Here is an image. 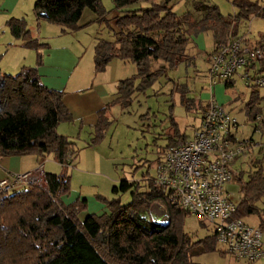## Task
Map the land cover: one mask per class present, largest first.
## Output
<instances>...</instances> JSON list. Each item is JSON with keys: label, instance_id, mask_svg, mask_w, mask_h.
Here are the masks:
<instances>
[{"label": "trees", "instance_id": "1", "mask_svg": "<svg viewBox=\"0 0 264 264\" xmlns=\"http://www.w3.org/2000/svg\"><path fill=\"white\" fill-rule=\"evenodd\" d=\"M112 1L119 14L115 16L112 39L98 38L94 45V71L103 72L117 58L134 63L136 73L118 82L114 96L98 112L89 146L97 144L109 128L111 108L128 107L136 92L143 91L167 68L176 66L187 53L193 35L212 32L216 50L230 39L239 38L242 21L252 15L264 18V5L250 0H235L238 11L228 16L201 0H188L190 8L182 14L173 10V0L150 1L138 8L129 6L140 0ZM86 8L96 14V21H108L101 0H35L33 12L36 19L43 18L67 32L79 28L78 21ZM6 25L25 47L36 49L37 64L22 67L16 74L0 68V157L52 155L57 162L68 165L78 149L57 132V126L71 121V115L63 103V91L45 86L38 73L39 49L47 44L31 37L24 19L10 18ZM258 44L264 45L261 41ZM251 70L255 75L262 74L264 59ZM225 85L231 86L228 82ZM262 100L258 89L251 88L244 104L249 120L262 111ZM182 102L187 111L203 107L200 102L196 108L191 98L184 97ZM186 137L176 130L168 146ZM258 147L263 151L264 142ZM252 151L248 148L241 156ZM249 166L248 170L234 172L240 193L235 216H256L257 225L264 228V205L258 204L264 197V165L256 157L250 159ZM44 177L46 187L27 183L12 190L0 189V264H197L195 256L215 249L214 233L195 240L183 231L187 213L162 190L154 188L151 180L148 189L142 191L135 182L121 180L112 192L129 191L128 203L99 196L105 210L81 219L78 215L87 209L86 200L66 203L62 199L69 192L70 176L46 172ZM151 203L165 211L163 224L151 223L144 216Z\"/></svg>", "mask_w": 264, "mask_h": 264}, {"label": "rangeland", "instance_id": "2", "mask_svg": "<svg viewBox=\"0 0 264 264\" xmlns=\"http://www.w3.org/2000/svg\"><path fill=\"white\" fill-rule=\"evenodd\" d=\"M149 1L159 2L161 0ZM201 1L206 5L216 6L225 16L233 15L238 11L233 3L235 0ZM250 1H258L260 5H264V0ZM101 3L108 11L106 23L96 21V14L88 8L85 9L78 21V29L81 30V37L84 38L83 53L79 55L81 60L87 59L86 40H89L95 33L103 39L110 40L113 37L112 30L115 28V16L118 12L114 10L112 0H101ZM32 4V0H0V26L3 24L2 28L4 29L3 22L5 20L2 14L7 12L5 8H14L15 12L26 14L27 21L31 20L32 18L29 16H32ZM171 5L177 14H182L190 8L188 0H173ZM3 29H0L1 71L16 74L22 67L36 66V49L23 46V42H14L15 40L10 38L12 36H10L9 28L4 29L5 33L1 31ZM27 29L30 31L31 37L38 42L41 34L45 41L42 40L40 43L47 42L49 44V48L40 47L39 50L42 54L44 51L47 52V49L53 48L49 60L65 67L71 64L74 54L73 47L71 48L72 54L56 47L59 43L54 39L58 37L55 36V31L60 29V26L51 23H38L33 19L29 21ZM71 31L73 30L62 34H69ZM238 34H245L251 44L264 42V18L250 16L248 20L240 23ZM262 36L263 39H261ZM213 46L212 32L206 31L193 35L184 56L187 59L179 60L178 65L167 68L143 91L136 92L128 107L114 106L111 109L108 113L111 124L103 138L96 144V150L83 148L79 151V147L76 148V150L78 149L77 153H81V156L85 155V158H83V166L72 167L71 165L66 172L70 176V189L65 195V198H69L68 201L73 202L75 196L82 193L86 196L87 208L100 213L101 209L98 205L102 207L105 204L99 196L106 199L119 198L121 203H128L131 200L129 191L113 194L112 187L118 185L121 180L135 182L140 191L148 189V184L156 172L157 164L168 147L170 136L176 130L186 136H191L193 126L198 122L196 112L200 108L194 110L195 107H192L191 111H187L182 102L183 98L194 99L196 108H198V103L201 102L204 105L210 98L206 58L209 57ZM41 57L43 62V55ZM128 65L134 67L133 72L136 73L135 64L128 62ZM110 71L111 68L107 70L106 75ZM234 81L232 87H226L224 82L215 84L212 94L217 103L223 104L229 109L232 108L231 110L237 116L240 123L238 137L240 139L251 137L257 143L250 155L241 156L234 164V169L238 172L250 169V159L256 157L264 165V149L260 151L258 147V144L264 142V138L259 132L253 130L254 124L247 118L244 111V104L249 97L251 88L245 87L238 75L234 77ZM258 90L261 95L264 94V89ZM260 107L264 108V100L261 101ZM65 126L68 127L69 124L61 122L58 130H64ZM41 177L44 178L43 175ZM233 179L226 184V189L230 193L231 199L238 202L240 193L235 174H233ZM19 187L18 185L16 188ZM43 187H46V184ZM258 204L264 205V197ZM144 215L150 220L156 221L157 225L165 222L164 210L157 204L148 208ZM244 220L253 226L257 225L256 216H249ZM183 231L197 240L212 235L213 227L197 216L186 214L183 218ZM193 260L197 264H264V257L254 262L235 259L226 253L224 246L219 243H215L214 250L197 255Z\"/></svg>", "mask_w": 264, "mask_h": 264}, {"label": "built area", "instance_id": "3", "mask_svg": "<svg viewBox=\"0 0 264 264\" xmlns=\"http://www.w3.org/2000/svg\"><path fill=\"white\" fill-rule=\"evenodd\" d=\"M262 59L264 45L249 46L240 38L230 39L210 53V98L196 112L198 122L191 136L178 138L167 147L151 179L152 186L162 190L185 213L211 224L216 242L224 246L226 253L247 262L264 257V228L235 216L237 202L231 199L226 184L234 180L235 159L257 143L252 138L238 137L237 116L216 102L212 88L239 74L245 87L264 89V74L255 75L251 70ZM252 123L253 130L264 138V108ZM34 181L30 172L11 174L0 180V189L12 190Z\"/></svg>", "mask_w": 264, "mask_h": 264}, {"label": "crops", "instance_id": "4", "mask_svg": "<svg viewBox=\"0 0 264 264\" xmlns=\"http://www.w3.org/2000/svg\"><path fill=\"white\" fill-rule=\"evenodd\" d=\"M32 2H33L32 16H29V18H32L31 20L34 19L38 23H42V24L49 23L43 18L36 19L33 12V5L35 0H32ZM149 2H150L149 0H140L139 2L129 6V8H138L142 6H147ZM5 11L7 12H4L2 14V17L5 20L3 22L4 29L8 28L6 23L10 18L24 19L28 27L29 21L31 20L27 21L26 19L27 16H25L26 14H21L22 12H15L14 8H5ZM2 26L3 24H1L0 29H3ZM4 29L1 31L5 33L6 31H4ZM60 31H61V27L60 29H57L55 31V36L58 37L54 39L57 40L59 43L56 47H59L60 50L64 49L68 51L70 54H72L71 48L73 47L74 54H73V59H71V64L65 67V66H61V64H58L57 62L55 63L54 61L49 60L50 56L52 55V49H53L52 47L49 50L47 49V52L44 51L43 54L39 50V52L43 55L44 58L42 62V57H41V65L38 66V73L40 75L41 81L45 86L52 89L63 91V103L71 115V121L68 122L65 121L69 124V126L68 127L65 126L63 127L64 130L59 131L58 130L60 127V123H59L57 126V132L59 134L66 136L69 140L74 142L75 147L76 148L79 147L78 148L79 151L81 149L83 150V148H88L89 150H96L97 145L95 144L89 146L88 142L93 136L94 126L96 125L98 119V112L114 96L118 82L121 79L128 78L134 75L135 73L133 72L134 67L128 65L129 61H123L114 58L108 63L106 69L103 72L96 73L94 71V65H93V48L95 43L97 42V39L99 38V34L95 33L93 36L90 37L89 40L88 39L86 40L88 46L86 48L87 51L85 50L87 52L86 53L87 59L81 60V57L79 55L83 53V48H84L83 47L84 38L81 37L82 34L81 30L80 29L73 30L70 32L71 34L70 33L62 34L63 32ZM10 36H12L10 38H13L15 40L14 42L16 43L23 42L22 39L15 38L12 34ZM237 37L242 39L249 46L260 45L258 44L259 42L251 44L248 38L245 36V34L243 35L238 34ZM38 40L39 42H42V40L45 41V39L41 36V34ZM43 43L47 44V46L44 47L49 48V44L47 42H43ZM261 43L264 44L263 41H261ZM214 47L215 45L213 46L211 52L214 50ZM78 56L80 57L79 59ZM183 59H187V58L183 56L182 58H180V61H182ZM109 68H111V71L106 75V72L107 70H109ZM262 74H264V71L262 72ZM234 77L228 81H224V83L228 82L231 84V86L229 87H232L235 82ZM258 93L260 94L259 90ZM261 96L264 97V94ZM84 156L85 155L81 156V153L79 154L78 152L76 154V157L71 161V163L69 162L70 164L68 165H64L57 162L52 157V155L30 154V155H21V156L0 157V180L11 174L30 172L33 173V176L35 178L34 183L45 186L46 182H45L44 173L46 172L66 173L67 170L70 169L71 165L72 167H76V166L81 167L83 166L82 163L84 161L83 158H85ZM93 161H95L94 158ZM41 175H43L44 178H42ZM21 185L23 184H20L19 186ZM62 199L66 203L71 202V200L68 201L69 198H65V196H63ZM74 199L75 200L82 199V200H86L87 202L86 196L82 193H79V195L75 196ZM153 204L156 203H151L149 208H151ZM98 206L99 209H101V212L105 210V205H103L102 207L101 205ZM89 213H96V212H93L92 210H89L87 208V210L81 212L78 216L79 218L83 219ZM164 215H165V211H164ZM144 216L151 223L156 222L154 220H150L146 215Z\"/></svg>", "mask_w": 264, "mask_h": 264}]
</instances>
